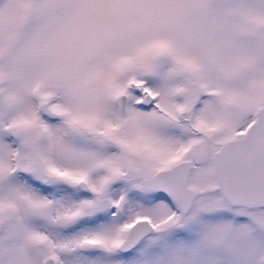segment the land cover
Returning a JSON list of instances; mask_svg holds the SVG:
<instances>
[{"label": "snow or ice", "instance_id": "obj_1", "mask_svg": "<svg viewBox=\"0 0 264 264\" xmlns=\"http://www.w3.org/2000/svg\"><path fill=\"white\" fill-rule=\"evenodd\" d=\"M0 264H264V0H0Z\"/></svg>", "mask_w": 264, "mask_h": 264}]
</instances>
